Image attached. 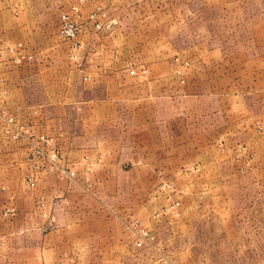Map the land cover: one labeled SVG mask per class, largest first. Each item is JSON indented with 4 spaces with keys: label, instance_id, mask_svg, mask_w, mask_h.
Wrapping results in <instances>:
<instances>
[{
    "label": "rangeland",
    "instance_id": "1",
    "mask_svg": "<svg viewBox=\"0 0 264 264\" xmlns=\"http://www.w3.org/2000/svg\"><path fill=\"white\" fill-rule=\"evenodd\" d=\"M78 3L0 0V264L67 189L101 197L125 245L134 221L153 238L94 264H264V0Z\"/></svg>",
    "mask_w": 264,
    "mask_h": 264
},
{
    "label": "crops",
    "instance_id": "2",
    "mask_svg": "<svg viewBox=\"0 0 264 264\" xmlns=\"http://www.w3.org/2000/svg\"><path fill=\"white\" fill-rule=\"evenodd\" d=\"M3 73H6V70L3 65L0 64V77ZM3 92L6 93L5 88ZM24 92L26 93V91L22 93L18 92L17 95H20L19 99L22 100L20 104L24 106L25 109V98L23 97L24 99H21ZM8 99V96L4 98L6 104L8 103ZM17 100H15L16 104H18ZM41 113V111L39 112L36 110L35 116H40ZM85 134L92 135L89 131L88 134L86 132ZM90 142L89 140L88 143L90 144ZM93 146L95 148L89 145L88 148L85 149L88 150L90 155H92V153H102L100 155L102 157L100 163H103V165L106 164L108 161L105 157L106 151L101 148L100 144L97 145V143H94ZM138 151H143V149ZM111 161H113L114 164L117 163V159ZM146 162H148V160H143L138 157L135 159L137 165H144ZM53 194L54 193H50V196H54ZM3 195L6 196V193ZM9 196L10 194L8 197ZM57 197L61 198H56V200H54L55 197H51L50 199L47 197L46 201L44 199L41 202H37L34 219L27 221L26 218V227L20 230L24 235H22V241L19 244V254L12 255L14 250L10 246L9 255L5 257L6 262L9 264H27L30 262L41 264L44 259V250H48L50 253L55 251V253H63V257L67 256L66 258L61 257V259H59L65 263L76 264L83 262L86 264H94L99 260L100 263H111L115 262V258L118 257L117 253L122 251V248H128L129 245L135 248L134 241L128 242L129 245L124 244L121 234L118 233L119 228L117 231V225L115 224V220H117L116 215L102 203L101 197L98 195H91L88 193L76 194L73 192L71 193L70 190L67 189L66 193H61L57 195ZM82 198H84L86 202H81V200H84ZM15 215L16 212L14 215L8 214L6 217L10 219ZM11 228L14 227L12 226ZM240 228H243V226H240ZM10 231H12V229H9L7 232ZM29 232L36 234L42 233V242L39 241L38 236L36 237L38 239L31 243L26 235ZM81 232L88 233V239L85 244L76 242L78 240L80 241V238L77 237H80ZM5 246H7V243L5 244L3 242V247ZM28 247H34L33 255L27 252Z\"/></svg>",
    "mask_w": 264,
    "mask_h": 264
},
{
    "label": "built area",
    "instance_id": "3",
    "mask_svg": "<svg viewBox=\"0 0 264 264\" xmlns=\"http://www.w3.org/2000/svg\"><path fill=\"white\" fill-rule=\"evenodd\" d=\"M84 0H79V3L77 5L72 6V12L73 13H78L79 12V5L83 4ZM97 10L101 13V8L98 7ZM96 16V13H93L92 15H90L89 19L92 20L94 19ZM60 28H59V34L64 38V39H68V40H72L74 41L78 31H77V27H76V23L75 21H73V19L70 17L69 14H63L61 16V20H60ZM97 28H100V25H96ZM21 44L17 45V50H19V48H21ZM10 52L14 53V49L10 50ZM21 60H25V61H31L32 60V56L30 55H21L18 57V59L16 60V62H20ZM131 73H133V71H131ZM11 119H9L8 124L11 125ZM5 215H14V211L13 210H6ZM131 230L134 233V235L137 237L136 242H135V246L136 248H143L145 245H149L152 241L153 238L149 235V233L146 231V229L140 227L138 225V221H134L133 225L131 226ZM164 264H167V261L164 262Z\"/></svg>",
    "mask_w": 264,
    "mask_h": 264
}]
</instances>
